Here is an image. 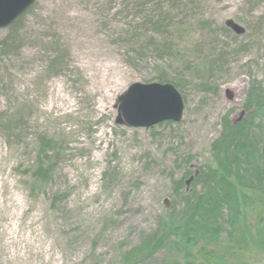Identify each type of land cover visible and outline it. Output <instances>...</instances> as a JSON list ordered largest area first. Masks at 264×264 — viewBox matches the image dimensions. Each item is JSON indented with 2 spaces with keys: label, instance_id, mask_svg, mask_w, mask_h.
Listing matches in <instances>:
<instances>
[{
  "label": "rangeland",
  "instance_id": "374dc122",
  "mask_svg": "<svg viewBox=\"0 0 264 264\" xmlns=\"http://www.w3.org/2000/svg\"><path fill=\"white\" fill-rule=\"evenodd\" d=\"M136 82L174 84L182 120L118 123ZM262 92L264 0H37L0 29V264H203L207 249L264 264L254 203L167 231L212 183L200 174L218 167L224 119H252Z\"/></svg>",
  "mask_w": 264,
  "mask_h": 264
},
{
  "label": "trees",
  "instance_id": "16d2710c",
  "mask_svg": "<svg viewBox=\"0 0 264 264\" xmlns=\"http://www.w3.org/2000/svg\"><path fill=\"white\" fill-rule=\"evenodd\" d=\"M23 16L11 26L16 28L23 19ZM252 102L257 109V111L255 110L252 113V116L250 114L252 119L247 121L246 118H244L237 122H232L228 117L224 119L223 133L212 146L213 153L217 156L218 167L215 170L209 168L203 172L202 170L200 171V173L202 172L200 174V179H212V183L207 186L204 193L198 194L196 197L194 196L193 202L192 200L189 201V206H187V208H189V218L185 222L177 227H174L176 225L173 224V221L170 222L171 224L168 225L167 231H169V233L171 231V235L173 233V235L179 238V227L189 232L191 228L197 224L202 226H214L218 220V216L221 214V209L224 204L229 205L232 212L242 214L247 204L254 203L257 207L263 208V219L256 220V232L247 233V236L255 234L250 235V242L256 246H264V196L261 194L264 193V149L262 151L263 154L260 155L259 162L250 165L252 171L248 177L247 172L249 169H246L248 167L240 168L241 160L247 159L248 155L251 156L256 144L257 136L253 135V124L250 121L253 120L254 115L260 113L264 109V92L257 94L256 99L253 100L251 93L249 103L252 104ZM242 171H244L245 180L242 178ZM233 178L237 179L236 181L241 180L242 183L239 184L242 186L234 182L232 180ZM185 182L186 181L182 180L181 184L184 185ZM185 215H187V213H185ZM245 216L246 213H244V218ZM199 217H201V220H198ZM200 255H203V264H216L218 262L215 260L217 257L216 251L207 249L202 251ZM184 262L185 260H175L173 264H183ZM244 264H255V261L250 259L249 263Z\"/></svg>",
  "mask_w": 264,
  "mask_h": 264
},
{
  "label": "water",
  "instance_id": "95a60500",
  "mask_svg": "<svg viewBox=\"0 0 264 264\" xmlns=\"http://www.w3.org/2000/svg\"><path fill=\"white\" fill-rule=\"evenodd\" d=\"M36 1L0 0V29L15 23ZM119 101L117 122L132 127L150 128L164 121H180L185 113L184 97L172 83L136 82Z\"/></svg>",
  "mask_w": 264,
  "mask_h": 264
}]
</instances>
